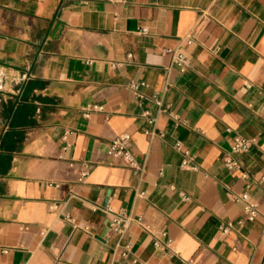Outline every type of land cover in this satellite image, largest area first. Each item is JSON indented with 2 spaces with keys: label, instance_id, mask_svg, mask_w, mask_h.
<instances>
[{
  "label": "crops",
  "instance_id": "obj_1",
  "mask_svg": "<svg viewBox=\"0 0 264 264\" xmlns=\"http://www.w3.org/2000/svg\"><path fill=\"white\" fill-rule=\"evenodd\" d=\"M186 262L264 264V0H0V264Z\"/></svg>",
  "mask_w": 264,
  "mask_h": 264
},
{
  "label": "built area",
  "instance_id": "obj_2",
  "mask_svg": "<svg viewBox=\"0 0 264 264\" xmlns=\"http://www.w3.org/2000/svg\"><path fill=\"white\" fill-rule=\"evenodd\" d=\"M191 41H192L191 39L188 40V42ZM172 53H173V62L181 70H185L191 64L190 59L181 50L175 49L172 51ZM143 85H146V82L131 80L128 83L129 89L135 93H139V89ZM155 100L157 104L161 107V109H163L164 104L161 98L156 97ZM143 114L149 117L150 122L153 123L155 122V117L151 116L149 110H146ZM150 133L152 134L154 132L152 131ZM132 143L133 142H132L131 134L129 132H124L118 135L117 137H115L113 140H111L108 148V154L113 158L124 160L125 163L130 167H132L135 171L142 172L146 168V162L145 161L140 162L137 159L135 153L133 152ZM252 143H253V139L246 138L241 135H236L234 137L232 152L240 153V152L248 151L251 148ZM224 160L226 165L230 169H241V164L239 163V161L233 158L231 155L229 154L225 155ZM182 166L191 167L194 169L198 168V166L196 164H193L188 157L183 158ZM90 168L91 165L88 164L85 167V169L82 171L80 179H83L89 173ZM240 198L244 201V216L238 220V223H242L245 219L248 220L254 219L258 214L257 203L251 199L248 192H243L240 195ZM106 211L110 213L112 216L110 222L112 230L123 236L127 230L128 224L130 223V217L123 212L114 211L111 207H107ZM231 226L232 223H229L227 226L222 227V229L223 231H227ZM163 234L166 235V232H163ZM156 244L159 247L165 245L159 241ZM169 244L170 241L166 243V245ZM130 252H131V245L129 243L121 246L122 255L128 256ZM185 264H190V263L186 262Z\"/></svg>",
  "mask_w": 264,
  "mask_h": 264
}]
</instances>
